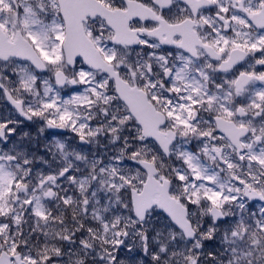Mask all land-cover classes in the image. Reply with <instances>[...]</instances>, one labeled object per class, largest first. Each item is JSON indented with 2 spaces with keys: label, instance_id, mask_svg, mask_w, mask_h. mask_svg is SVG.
<instances>
[{
  "label": "snow or ice",
  "instance_id": "snow-or-ice-1",
  "mask_svg": "<svg viewBox=\"0 0 264 264\" xmlns=\"http://www.w3.org/2000/svg\"><path fill=\"white\" fill-rule=\"evenodd\" d=\"M0 264H264V0H0Z\"/></svg>",
  "mask_w": 264,
  "mask_h": 264
},
{
  "label": "rangeland",
  "instance_id": "rangeland-1",
  "mask_svg": "<svg viewBox=\"0 0 264 264\" xmlns=\"http://www.w3.org/2000/svg\"><path fill=\"white\" fill-rule=\"evenodd\" d=\"M32 131H33V133H35L36 129L33 128ZM66 135H69L70 136L71 134L69 133V134H66Z\"/></svg>",
  "mask_w": 264,
  "mask_h": 264
}]
</instances>
